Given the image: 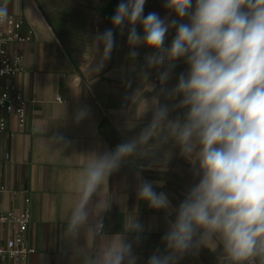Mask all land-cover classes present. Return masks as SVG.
<instances>
[{
  "label": "clouds",
  "instance_id": "obj_1",
  "mask_svg": "<svg viewBox=\"0 0 264 264\" xmlns=\"http://www.w3.org/2000/svg\"><path fill=\"white\" fill-rule=\"evenodd\" d=\"M146 3L119 0L111 27L94 36L100 53L95 72L111 59L117 34L126 35L133 63L141 47L148 49L144 87L139 97L126 98L134 111L123 125L139 131L91 158L62 238L73 245L103 240L95 253L83 250V264H138L136 249L150 226L137 209L109 235L104 213L112 203L94 197L121 167L143 161L135 171L136 200L162 212L166 224L163 248L158 245L146 264H180L204 248L216 254V264H264V0H164V16L145 14ZM7 14L0 6V20ZM181 63L184 71L177 74ZM152 70L156 82L149 79ZM87 115L82 108L76 119ZM176 154L188 163L192 180L173 203L167 191L157 190L163 182L143 172L168 171Z\"/></svg>",
  "mask_w": 264,
  "mask_h": 264
},
{
  "label": "crops",
  "instance_id": "obj_2",
  "mask_svg": "<svg viewBox=\"0 0 264 264\" xmlns=\"http://www.w3.org/2000/svg\"><path fill=\"white\" fill-rule=\"evenodd\" d=\"M118 2L5 0L8 12L22 20L24 29L34 31L31 41L14 46L23 55L22 70L6 80L29 100L26 123L19 127L13 118L7 130L0 131V187L4 186L0 188V210L20 213L23 197L29 198L26 240L35 251L21 264H83V250L95 253L103 243L99 238L94 243L82 238L73 245L62 238V231L76 200L79 178L91 158L139 131H125L123 125L134 111L126 98L144 87L141 70L148 49L141 47L133 63L127 58L126 35L117 34L111 59L101 71L93 70L100 55L94 36L111 27L109 18ZM163 4L164 0H147L145 14L156 11L164 16ZM184 68L181 63L175 71L178 74ZM154 76L156 71L152 70ZM170 83H175V78ZM85 107L88 115L77 120V113ZM140 163L143 161L133 160L113 173L94 201L107 199L112 203L104 213L109 235L120 231L124 216L138 209L141 220L150 226L136 249L138 264H146L158 245L163 248L160 239L166 224L162 212L138 205L135 171ZM167 167L166 172L145 171L143 176L162 181L163 189L157 190L167 191L176 203L192 177L188 163L178 154ZM12 232L11 227L0 228V235ZM180 264H216V254L204 248L199 255L185 256Z\"/></svg>",
  "mask_w": 264,
  "mask_h": 264
},
{
  "label": "built area",
  "instance_id": "obj_3",
  "mask_svg": "<svg viewBox=\"0 0 264 264\" xmlns=\"http://www.w3.org/2000/svg\"><path fill=\"white\" fill-rule=\"evenodd\" d=\"M0 6L6 7L5 0H0ZM7 13V17L0 20V131H6L13 118L19 127L26 123L29 100L13 83L6 80L22 70L23 55L15 51L14 46L34 38L32 29H24L22 20L16 19L8 10ZM153 80L156 81V76ZM56 99L60 100V97ZM0 188L4 189V186ZM23 200L24 209L20 213L0 210V228L8 226L13 231L11 235H0V264H21L35 251L26 240L30 223L29 198L24 196Z\"/></svg>",
  "mask_w": 264,
  "mask_h": 264
},
{
  "label": "rangeland",
  "instance_id": "obj_4",
  "mask_svg": "<svg viewBox=\"0 0 264 264\" xmlns=\"http://www.w3.org/2000/svg\"><path fill=\"white\" fill-rule=\"evenodd\" d=\"M151 78H153V77L150 76L149 79H151Z\"/></svg>",
  "mask_w": 264,
  "mask_h": 264
}]
</instances>
